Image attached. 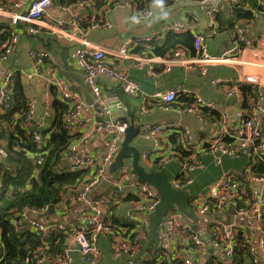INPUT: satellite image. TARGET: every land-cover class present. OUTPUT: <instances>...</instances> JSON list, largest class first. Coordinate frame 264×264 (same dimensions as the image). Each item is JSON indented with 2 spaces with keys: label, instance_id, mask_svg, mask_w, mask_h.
<instances>
[{
  "label": "built area",
  "instance_id": "built-area-1",
  "mask_svg": "<svg viewBox=\"0 0 264 264\" xmlns=\"http://www.w3.org/2000/svg\"><path fill=\"white\" fill-rule=\"evenodd\" d=\"M176 1V0H173ZM217 0H197L199 8L204 11L208 18V26H215L216 10L211 3ZM157 3L152 0L148 9L144 13L151 17V8ZM232 6L246 9V6L238 3L237 0H229ZM22 0H10L2 2L0 0V18L9 21L11 25L25 23L37 26L38 29L27 27L28 34L37 33L40 28L55 32L60 37L75 39L79 43L72 54V58L77 68L82 71L85 85L88 87L91 100L86 103L85 99L78 93L72 92L59 79L51 75L50 83L55 87L61 96V101L68 105V112L64 117L63 128L69 134H77L80 127H88L83 135L82 141H90L95 136L109 131L110 136L106 137L101 145L100 152L97 155H84L75 159L66 169L58 166L56 174L74 173L79 170H88L92 177L83 185L80 191L67 196L59 206L50 207L46 205L42 208L23 207L15 217L19 221H25L27 230L36 234L42 242L47 243L54 237L53 233L62 232L66 235V245L59 262H55L47 255L41 254L34 260V264H70L74 255L79 257V261L85 264H99L102 259V251L98 247V241L106 236L105 220L107 219L106 208L116 205L119 199L131 196L134 201L131 203V210L125 215L124 221L133 224L146 231L148 226V217L159 202V196L149 186L139 184L131 174V162L125 161L124 165L112 174L109 178V165L113 163L120 150V145L124 132L129 125H139L138 121L132 123L125 119H110L111 110L105 102L98 79L107 77L112 81L123 83L122 91L128 97L149 98L155 102L164 104L165 109H170L175 105L181 96L192 97L193 103L182 108L187 114H192L202 123L208 124L216 129L215 135H204L197 140H193L189 130L186 127H180V139L183 141L187 150L193 151L201 159L202 155L211 156L213 164L220 166L224 157H238L241 153L246 154L248 164L241 171L229 170L219 181L210 185L205 192L197 196H189L188 203L197 218H207L202 223H192L177 209L170 208L162 221L160 233L162 240L157 247V261L154 264H161L163 261L172 259L180 260V264H199L197 258L205 256V264H235L234 256L238 247L245 246L248 249L247 264H264V84L262 85L253 74L243 76L237 72L234 77L224 79H214L212 84L221 88L227 99H233L238 108L233 114L228 112H218L217 105L202 99L193 94L190 90L179 84L164 92H154L150 95L143 92L138 84L129 79L127 74L118 67L114 66L116 60H124L128 65L136 70L142 71L150 79H158L167 74L172 68L178 67L184 70H196L199 76H206L209 67L229 66L236 68V71L243 66L239 61V53L242 47L249 49L251 42L244 36V28L239 26L235 30L233 46L220 56H209L206 50V44L203 42L202 35L190 32L188 24L178 21L163 25L162 34H179L190 32L193 35L194 55L190 56L184 49H177L170 57L166 58H148L139 57L130 53V51L140 45L148 43L153 39L159 38L158 35L145 39H136L124 44L119 51H110L100 48L85 39V32L80 29V23L85 21L79 15L70 16L68 21H60L56 25H51L45 21L46 13L51 8L69 12L70 5L61 6L56 0H29L27 10L22 13ZM77 6L82 7L83 2L78 0ZM128 9L132 18L136 17L134 8L126 2H121L113 6L112 9ZM110 9V10H112ZM105 8L104 14L110 11ZM254 18L264 16V0H259L258 7L250 9ZM143 14V15H144ZM104 26L102 22L94 23L91 28H100ZM17 36L13 37L9 46L0 53V64L4 62L7 56L12 52L16 45ZM252 50V49H251ZM31 59L36 62L43 60L47 54L41 50H31ZM252 63H248V67ZM158 66H162L158 70ZM157 67V69H156ZM258 67L264 71V63L258 64ZM249 84L256 87V100L249 110H242L240 107L241 96L239 85ZM12 85V73L5 74L0 86V111L10 109V90ZM30 110L33 109V103L28 102ZM86 107L88 114L81 116L82 109ZM203 109L217 111L220 115L219 120L204 119L201 115ZM48 113H45L47 116ZM42 126L35 128L30 136L31 142L35 145V150L40 152L46 146L47 137L39 134ZM166 125L158 124L145 129L146 133L154 139L156 143L161 144L160 135H163ZM1 133V132H0ZM1 135V134H0ZM232 140L231 146H226L223 139ZM2 140L0 137V144ZM5 152L0 148V162L5 158ZM146 159H149L147 156ZM200 159L192 156L186 159L185 163L180 164V171L174 179H171V186L175 190L187 191L192 185V175L202 168ZM254 165H262L260 175H248V171ZM239 179L246 180L254 189L251 200L239 204L237 200L242 199L237 194V182ZM107 181L112 191L109 195L90 198V195L102 184ZM3 183L0 181V195ZM82 204L85 212L82 214L81 223H67L58 221L56 223H45L42 218L50 212H60L62 217H67V213L72 207ZM233 208L234 216L251 218L256 229L257 245L253 246L251 237L246 234L245 228H239L234 223H226L220 220L218 215L226 213L227 207ZM243 231L244 237L239 244L237 234ZM143 234L138 233L137 238L141 239ZM106 239V238H105ZM210 247V251L208 249ZM109 250L113 257L117 259H128L135 261L141 251L140 245H132L122 239L121 236L114 235L109 244ZM1 246H0V259ZM152 264V263H150Z\"/></svg>",
  "mask_w": 264,
  "mask_h": 264
},
{
  "label": "crops",
  "instance_id": "crops-1",
  "mask_svg": "<svg viewBox=\"0 0 264 264\" xmlns=\"http://www.w3.org/2000/svg\"><path fill=\"white\" fill-rule=\"evenodd\" d=\"M246 6L245 10L254 9L259 0H237ZM22 8L20 12L24 13L28 6L29 0H22ZM69 5V4H68ZM62 6V5H61ZM66 6V5H65ZM164 8L169 15L164 19H157L159 8L155 3L151 8V17L142 16L132 18L128 9H112L107 14H102V8L93 14L83 4L82 7L76 4H70L69 12L51 8L47 11L45 21L51 25H56L60 21H68L70 16L79 15L82 18H89L100 21L104 26L100 28H89L85 32V39L94 45L110 50L119 51V49L130 41L136 39H145L153 34L158 35V39H163L165 35H161L163 25L175 21L188 24L190 32L204 36L203 42L206 44L207 54L209 56H220L233 46L235 30L238 25L244 27V36L251 42V47L247 49L242 47L239 53V61L243 66L236 71V68L229 66H213L208 68L207 75L199 76L196 70H184L178 67L172 68L167 74L162 75L158 79H150L146 77L142 71L136 70L128 65L124 60H116L114 66L121 68L129 77L138 84L140 89L150 95L154 92H164L176 85L182 84L193 94L200 96L202 99L214 102L217 105L218 112H228L233 114L237 109V104L233 99H227L221 88L212 84L214 79L220 78L228 80L235 76L237 72L246 76L253 74L257 76L260 83L264 84V71L258 64L264 63V16L254 18L252 22H247L237 18L234 15L233 6L229 0H217L211 3L216 10L215 26H208V18L197 3V0H176L174 2L164 4ZM1 22V21H0ZM6 22H9L6 20ZM234 24V30L229 26ZM29 24L18 23L17 42L12 52L7 56L6 60L0 64V86L5 74L19 76V82L22 86L24 96L27 102L33 103V109L27 105L26 123L24 124L26 131H31L42 126L41 131L48 137V132L52 126L54 117L53 103L56 99L61 100L58 90L51 85V75L62 81L70 91L80 94L88 103L91 100V94L85 85L82 71L76 67L72 54L79 43L75 39L60 37L55 32L40 28L35 34H28L26 28ZM229 29V30H228ZM233 30V31H232ZM252 49V50H251ZM31 50H41L47 54L43 60L34 62L30 57ZM248 63L254 64L248 67ZM162 66H158L161 70ZM98 84L102 96L111 108L110 119L118 120L132 118L133 122L138 121L141 126L140 136L134 141V146L141 153L142 165L148 172L156 174L166 173L169 179H174L180 171V164L176 158L170 157L171 146L169 144L172 136L180 137V127H186L192 139L195 141L204 135H215L216 129L208 124L202 123L192 114L183 111V105L179 100L170 109H165L164 104L155 102L149 98L128 97L123 91L117 94V98L122 103L120 108L112 106L111 95L118 89L123 88V83L112 81L107 77H100ZM264 104V103H263ZM114 107V108H113ZM48 113L45 116V113ZM217 112V111H216ZM88 114V109L84 107L81 112V118ZM48 121V125L46 122ZM166 125L163 135H160L161 144L159 145L150 137L145 129L154 125ZM138 126V125H137ZM88 127H80L78 133L75 134L71 148L66 157L63 159L62 167L66 169L77 158L84 155H97L100 152L103 140L110 136V132L105 130L103 133L95 136L90 141H82L83 135ZM246 155V154H245ZM244 155L238 157H224L220 166L213 164L211 156L202 155V168L192 175V185L186 191L189 196H197L212 184L216 183L229 170L241 171L247 163V157ZM149 159H146L145 157ZM133 176V175H132ZM112 174L109 173V178ZM111 186L107 181L102 184L90 195V198L105 197L110 194ZM128 197H122L116 205L106 208V215L117 221H124L125 215L131 210V203ZM241 204V203H239ZM227 207L226 213H220L217 218L226 223H234L240 229L245 228L247 235L251 237L253 246L256 242V229L254 221L247 217L234 216L233 208ZM82 204L72 207L67 213V217L63 218L60 212L52 211L42 218L45 223H56L58 221L67 223H81L82 214L85 212ZM202 223L207 218H198ZM16 223V222H14ZM21 229L27 230L25 221H21ZM19 231V230H18ZM162 240L161 233L157 235V244ZM149 241L148 235L143 241V249L137 255L135 261L128 259H117L112 256L109 250L110 242L101 237L98 241V247L102 251V259L99 264H143L151 255V248L156 243ZM206 257L197 258L199 264H203ZM70 264H85L79 261V257L74 255Z\"/></svg>",
  "mask_w": 264,
  "mask_h": 264
},
{
  "label": "trees",
  "instance_id": "trees-1",
  "mask_svg": "<svg viewBox=\"0 0 264 264\" xmlns=\"http://www.w3.org/2000/svg\"><path fill=\"white\" fill-rule=\"evenodd\" d=\"M8 1L10 0H2L4 3ZM56 1L62 6L76 4L78 2V0ZM81 1L93 14H96L101 8V12L104 14L105 8L110 10L114 5L126 2L134 8V14L138 17L146 12L149 6L148 4L152 0ZM171 2L174 1L163 0V5ZM256 7H258V4ZM233 11L237 18L236 20L242 19L246 23L254 20L252 11H243L237 5L233 6ZM91 20V16L89 18L87 17L85 21L80 23V29L86 31L94 23L100 22L96 20L91 22ZM16 26L11 25L10 22H0V53L9 46L11 39L17 36ZM239 26L241 25H238L237 28ZM28 27L38 29L34 25H28ZM232 28L234 30V24L229 26V29ZM202 37L204 40V36ZM193 41L194 38L190 32L166 34L162 40L157 38L148 43H140L130 53L139 57L163 59L170 57L177 49H184L190 56H193ZM18 77L17 75H12L10 109L6 112L0 111V137L2 140L0 148L6 155L0 162V181L3 183L0 195V246L2 254L0 264H34V260L41 254L49 256L55 262H59L66 245V235L62 232L53 233L52 237H55L47 243H44L33 232L21 229L22 223L15 215L23 207L42 208L49 205L53 208L59 206L67 196L80 191L92 176L88 170H79L67 174L55 173L58 166L62 165L63 159L66 157L76 138V135L69 134L63 128L64 117L68 112V105L61 100L56 99L53 103L54 117L51 129L47 133L48 137L46 134H43V131L39 132L40 135L47 137L46 146L40 152L35 150V145L32 144V137L30 136V133L34 129L26 131L24 127L28 102L24 96ZM239 93L241 96V109L249 110L256 100V87L249 84H241L239 85ZM179 100L184 108L190 106L194 99L184 96ZM201 115L204 119L208 120L217 121L220 119V115L213 110L203 109ZM262 132L264 134V126ZM223 143L226 146H231L232 140L225 138L223 139ZM169 144L172 153L170 157L173 156L181 163H185L186 159L188 160L192 156L200 159L193 151L186 149L180 137L172 136ZM242 155L243 153L239 156ZM246 160V164H248V158ZM262 170V165H254L249 169L248 175H260ZM235 183L237 184V194L242 197L237 202L243 204V202L251 200L254 189L250 183L241 179ZM127 199L130 202L134 201L132 197H128ZM104 227L107 230L104 238L110 243L112 242L113 236L118 235L126 242L132 245H140L141 250L143 249V241L146 238L145 230L133 224L114 220L109 216L105 220ZM139 232L143 234L141 239L137 238ZM236 237L240 244L244 237L243 231H239ZM157 253L149 255L143 264H154L158 258ZM235 254V264L248 263V249L245 246L238 247ZM168 262L163 261L161 264H180V260L172 259L171 257ZM203 264L205 263L203 262Z\"/></svg>",
  "mask_w": 264,
  "mask_h": 264
},
{
  "label": "water",
  "instance_id": "water-1",
  "mask_svg": "<svg viewBox=\"0 0 264 264\" xmlns=\"http://www.w3.org/2000/svg\"><path fill=\"white\" fill-rule=\"evenodd\" d=\"M0 21L6 22L4 18H0ZM121 91L122 89L120 88L111 95L110 102L113 103L112 106L116 107L118 105L120 108H123L122 103L117 98V94ZM111 108L112 107H110V110ZM126 120L130 123L133 122L132 118H126ZM140 131L141 126H135L134 124L129 125L126 129L120 145V150L113 163L109 165V173L115 174L116 171L124 165V162L128 160L131 162V174L133 175V178L139 184L147 185L157 193L159 196V202L153 212L149 215L147 226L148 240L156 242L163 218L170 208L177 209L192 223H198L199 219L189 206V194L186 191L173 189L169 176L166 173L156 174L148 172L142 165L141 153L133 144L135 139L140 136ZM157 242L151 248V255H154L157 251ZM208 249L210 251L209 246Z\"/></svg>",
  "mask_w": 264,
  "mask_h": 264
},
{
  "label": "clouds",
  "instance_id": "clouds-1",
  "mask_svg": "<svg viewBox=\"0 0 264 264\" xmlns=\"http://www.w3.org/2000/svg\"><path fill=\"white\" fill-rule=\"evenodd\" d=\"M157 7L159 8V13H158L156 18L157 19L167 18L169 13L167 12V10L163 6V0H157Z\"/></svg>",
  "mask_w": 264,
  "mask_h": 264
},
{
  "label": "rangeland",
  "instance_id": "rangeland-1",
  "mask_svg": "<svg viewBox=\"0 0 264 264\" xmlns=\"http://www.w3.org/2000/svg\"><path fill=\"white\" fill-rule=\"evenodd\" d=\"M49 123H48V121L46 122V125H48Z\"/></svg>",
  "mask_w": 264,
  "mask_h": 264
}]
</instances>
